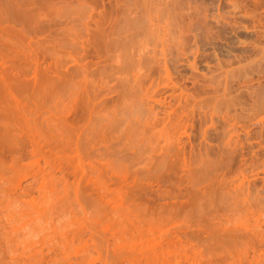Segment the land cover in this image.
<instances>
[{"label": "rangeland", "instance_id": "1", "mask_svg": "<svg viewBox=\"0 0 264 264\" xmlns=\"http://www.w3.org/2000/svg\"><path fill=\"white\" fill-rule=\"evenodd\" d=\"M76 37L77 40H74ZM133 76L138 77L137 80L134 81ZM168 79L173 80L174 85ZM0 86L8 88L7 91L12 94L10 97L14 96L19 103L26 106L28 104V107L31 105L33 108L29 107L30 110L36 106L32 113L41 110L43 116H40V112L35 113L39 114V119L45 115L48 117L47 113L54 107L51 108L53 100L48 107L47 97L52 99L53 95L50 93L57 92L58 96L64 94L63 98L72 91L73 95L77 93L76 97L71 94L77 98V108L84 103L81 100L90 101L88 105H94L103 116L101 119L105 126L103 124L102 129L107 130L103 132L108 137L102 133L108 139L104 138L108 141L106 146L110 151H107L108 154L105 151L102 155L115 153L110 158L115 159H112L114 165L117 163L116 168L112 169L113 164L107 158L110 162L108 167L114 172L111 174L108 170L110 168L104 163L107 156L100 163L96 160L102 155L95 156V160L91 159L93 164L97 162V167L105 164L100 170L107 167L105 171H108L101 175H106L102 181L100 175L99 180L96 177L98 172L95 167L96 171L90 167L86 170L90 175H87L86 182L83 181L89 182L85 186L87 197L92 195L89 192L94 193L97 188H101L104 194L102 203H105L102 204L101 213L97 210L100 213L97 215L90 210L95 211L92 207L87 211V207L80 209L74 205V224L65 226L57 234L58 237L55 236L54 243L42 242L39 235L35 238L33 236L32 240L35 242L36 239V242L32 246L28 244L25 245L26 248H21L24 254L20 255V260H16H19L18 263L14 259L16 264H32L34 259L33 264H60L61 262L53 261L54 254L60 255V258L76 257L73 255L75 248H79L74 252L76 255L82 253L83 256H89H84V261H75L74 264H264V244L259 245L255 242L258 241L256 238L246 236L248 220L252 221L256 215L261 224L264 222V209H259L264 204V0H0ZM35 86L44 89L38 90L39 87ZM32 87H35V92L38 90V94L42 91L43 96H46L49 92L51 96L48 94L43 101L39 97L42 95H38L42 100L40 102V99H34L37 97L34 92L31 95L30 91L34 89ZM43 90L46 91L45 95ZM81 94H88L89 99H86V95L83 98ZM78 95L82 98L79 96V99ZM42 102H47L45 104L50 108H45L49 111L46 114L42 110L44 107L41 105H45ZM182 121L184 123H180ZM165 126L168 127L166 131ZM158 129L161 131L160 141L159 138L153 140L155 135L151 134L158 133ZM166 132L171 135V141L164 139ZM150 135L152 144L159 141L158 145H152L153 149L147 142ZM157 135L159 134L156 137ZM110 143L117 147H111ZM40 147L42 150L39 149L36 156V152L26 153V157H23L25 160L19 162L20 166L25 165L17 171L19 174L16 172L14 179L26 175V180H22L23 185L28 180L32 182L33 175H39L38 169L44 167L54 173V170L57 172L58 168L65 165V159H58L56 152V155L52 153L43 142ZM164 147L166 151L169 149L167 154L171 155L166 154L167 164L159 169L156 168V158L160 151L163 153ZM146 154L149 155L146 157ZM182 156L186 160L180 159ZM170 161H176V168L173 165L169 171L170 168L166 165L171 166L173 162ZM28 169L34 172H27ZM248 180L252 181L250 187ZM28 188L25 190L26 194ZM34 188H29L35 190L34 193L30 191L33 194L30 195V200H34L36 204L42 201V197L36 198L38 193ZM81 190L82 187L80 192L83 191ZM248 190L254 195H249ZM30 192L28 190V194L23 195V201L25 198V201H29ZM250 196L254 199L258 197L257 201L261 197L260 205ZM87 197L83 199L88 200ZM247 200H253V204H257L254 206L258 207L251 208L250 203L247 205ZM23 201L20 203H25L22 204V210L26 211L27 217L25 213L24 216L22 214L24 218L17 219L16 221H21L16 222L15 227L23 225L26 219L28 230L31 222H35H30L32 215L38 213V207L42 204H38L35 210L31 201L28 204ZM2 204L5 203H1L0 209H3ZM247 206L253 213L256 212L253 217L248 213L250 210ZM27 211L32 215L28 216ZM113 211L119 214L116 215ZM257 211L260 212L257 214ZM260 213L263 214V219ZM49 214L51 213L48 216ZM57 215L55 214L54 220L56 222ZM52 218L55 219L54 216ZM20 225L17 228L21 229ZM263 226L261 225V229ZM254 229L260 232L258 224ZM6 251L2 254L4 257L0 254V260L7 261L4 264H15L13 259H7L10 257L6 256ZM130 255L134 259L129 258Z\"/></svg>", "mask_w": 264, "mask_h": 264}, {"label": "bare ground", "instance_id": "2", "mask_svg": "<svg viewBox=\"0 0 264 264\" xmlns=\"http://www.w3.org/2000/svg\"><path fill=\"white\" fill-rule=\"evenodd\" d=\"M170 1V0H169ZM86 2V1H85ZM170 5V4H169ZM138 10V9H137ZM144 10V9H143ZM93 12V11H92ZM100 13H98V15H99ZM141 14V13H140ZM162 15V14H161ZM122 18V17H121ZM153 18V17H152ZM149 19V18H148ZM153 20V19H152ZM156 20V19H155ZM106 21V20H105ZM129 21V20H128ZM148 21V20H147ZM150 21V20H149ZM159 21V20H158ZM112 22V21H111ZM114 22V21H113ZM112 22V23H113ZM103 23V22H102ZM115 23V22H114ZM153 23V22H152ZM156 23V22H155ZM155 23H153V24H155ZM73 24H75V23H73ZM81 24V23H80ZM86 24V23H85ZM164 24V23H163ZM102 25V24H101ZM100 25V26H101ZM106 25V24H105ZM86 26V25H85ZM104 26V25H103ZM114 26V25H113ZM87 27V26H86ZM110 27V26H109ZM179 27V26H178ZM88 28V27H87ZM98 28V27H97ZM89 29V28H88ZM113 29V28H112ZM146 29H148V28H146ZM169 29V28H168ZM76 30V29H75ZM80 30V29H79ZM83 30H84V28H83ZM95 30V29H94ZM131 30V29H130ZM77 31V30H76ZM75 31V32H76ZM97 31V30H96ZM108 31V30H107ZM114 31V30H113ZM141 31V30H140ZM154 31V30H153ZM163 31H164V29H163ZM173 31V30H172ZM79 32V31H78ZM77 32V33H78ZM86 32V31H85ZM109 32V31H108ZM142 32H143V30H142ZM146 32V31H145ZM166 32V31H165ZM112 33H114V32H112ZM148 33V32H147ZM146 33V34H147ZM150 33H151V31H150ZM153 33V32H152ZM155 33V32H154ZM86 34H88V33H86ZM176 34V33H175ZM114 35V34H113ZM117 35V34H116ZM137 35V34H136ZM149 35H151V34H149ZM161 35V34H160ZM174 35V34H173ZM143 36V35H142ZM146 36V35H145ZM152 36V35H151ZM170 36V35H169ZM168 36V37H169ZM74 37V36H73ZM78 37V36H77ZM77 37L76 38H73L74 40L76 39L77 40ZM119 37V36H118ZM147 37V36H146ZM107 38V37H106ZM111 38H113L112 36H111ZM138 38V37H137ZM160 38V37H159ZM143 39V38H142ZM145 39V38H144ZM177 39V38H176ZM72 40V39H71ZM121 40V39H120ZM127 40V39H126ZM151 40V39H150ZM170 40H172L171 38H170ZM108 41H109V38H108ZM124 41H125V39H124ZM176 41V40H175ZM105 42V41H104ZM112 42H113V40H112ZM160 42H161V40H160ZM132 43H134V42H132ZM159 43V42H158ZM176 43V42H175ZM177 43H178V41H177ZM108 44V43H107ZM116 44V43H115ZM118 44V43H117ZM147 44V43H146ZM167 44V43H166ZM73 45V44H72ZM141 45V44H140ZM170 45V44H169ZM111 46V45H110ZM121 46V45H120ZM74 47V46H73ZM134 47V46H133ZM146 47V46H145ZM158 47V46H157ZM162 47V46H161ZM77 48H78V45H77ZM164 48V47H163ZM179 48V47H178ZM114 49H115V47H114ZM117 49V48H116ZM139 49V48H138ZM155 49V48H154ZM154 49H153V51H154ZM123 50V49H122ZM156 50V49H155ZM71 51H72V49H71ZM131 51V50H130ZM151 51H152V49H151ZM161 52H162V50H161ZM164 52V51H163ZM79 53V52H78ZM111 53V52H110ZM117 53V52H116ZM121 53H122V51H121ZM140 53V52H139ZM138 53V54H139ZM147 53V52H146ZM132 54H133V52H132ZM70 55V54H69ZM130 55V54H129ZM156 55H157V53H156ZM161 55H162V53H161ZM86 56V55H85ZM121 56V55H120ZM141 56V55H140ZM152 56V55H151ZM155 56V55H154ZM74 57V56H73ZM145 57V56H144ZM83 58V57H82ZM100 58V57H99ZM102 58V57H101ZM106 58V57H105ZM134 58V57H133ZM138 58V57H137ZM158 58V57H157ZM161 58H162V56H161ZM113 59V58H112ZM139 59H140V57H139ZM144 59H146V57L144 58ZM164 59V58H163ZM98 60V59H97ZM110 60V59H109ZM116 60V59H115ZM136 60V63L138 62L137 61V59H135ZM143 60V59H142ZM159 60V59H158ZM99 61V60H98ZM122 61V60H121ZM126 61V60H125ZM132 61H133V59H132ZM120 62V61H119ZM164 62V61H163ZM75 63V62H74ZM85 63V62H84ZM100 63V62H99ZM112 63H114V62H112ZM123 63H124V61H123ZM133 63V62H132ZM134 63H135V61H134ZM135 63V64H136ZM144 63H147V62H144ZM154 63H156V62H154ZM158 63H160V62H158ZM116 64H117V62H116ZM126 64V63H125ZM128 64V63H127ZM134 64V65H135ZM138 64H139V62H138ZM161 64V63H160ZM81 65V64H80ZM86 65V64H85ZM84 65V66H85ZM97 65V64H96ZM119 65V64H118ZM137 65V64H136ZM158 65V64H157ZM167 65V64H166ZM90 66V65H89ZM128 66V65H127ZM139 66V65H138ZM145 66V65H144ZM155 66V65H154ZM159 66V65H158ZM83 67V66H82ZM86 67V66H85ZM130 67V66H129ZM148 67V66H147ZM152 67V66H151ZM156 67V66H155ZM165 67V66H164ZM94 68V67H93ZM116 68V67H115ZM119 68V67H118ZM140 68V67H139ZM168 68V67H167ZM82 69V68H81ZM84 69V68H83ZM95 69V68H94ZM112 70H113V68H111ZM144 69V68H143ZM162 69V68H161ZM90 70V69H89ZM98 70V69H97ZM149 70V69H148ZM160 70V69H159ZM166 70V69H165ZM168 70V69H167ZM88 71V70H87ZM110 71V70H109ZM145 71V70H144ZM161 71V70H160ZM125 72V71H124ZM137 72H139V69H137ZM86 73H89V72H86ZM104 73V72H103ZM119 73V72H118ZM141 73H142V71H141ZM166 73V72H165ZM131 74V73H130ZM133 74V73H132ZM90 75V74H89ZM128 75V74H127ZM134 75H137V74H134ZM139 75V74H138ZM143 75V74H142ZM166 75V74H165ZM168 75H169V73H168ZM103 76V75H102ZM118 76H119V74H118ZM132 76V75H131ZM75 77V76H74ZM105 77V76H104ZM121 77H122V75H121ZM134 77V81H135V79L137 80V78H135L136 76H133ZM146 76H144V78H145ZM166 77V76H165ZM85 78V77H84ZM112 78V77H111ZM125 78V77H124ZM131 78V77H130ZM105 79V78H104ZM109 79V78H108ZM123 79V78H122ZM127 79V78H126ZM141 79H143L142 77H141ZM141 79H139V80H141ZM170 79V78H169ZM168 79V80H169ZM101 80V79H100ZM128 80V79H127ZM126 80V82H128ZM133 80V79H132ZM138 80V81H139ZM144 81V80H143ZM149 81V80H148ZM170 81V80H169ZM173 81V80H172ZM172 81H170L171 82V85H174L173 83H172ZM125 82V81H124ZM133 82V81H132ZM141 82V81H140ZM168 82V81H167ZM99 83V82H98ZM134 83V82H133ZM132 83V84H133ZM153 83V82H152ZM72 84H74V83H72ZM72 84H71V86H72ZM79 85V84H78ZM90 85V84H89ZM112 85V84H111ZM122 85H123V83H122ZM126 85V84H125ZM128 85V84H127ZM143 85V84H142ZM168 85V84H167ZM170 85V84H169ZM87 86V85H86ZM99 86V85H98ZM116 86V85H115ZM135 86V85H134ZM147 86H148V84H147ZM35 87H37V86H35ZM35 87H32V88H34L32 91H30V93H31V95L33 94V92L35 93V95L34 96H37V97H33L34 99H40L39 97H41V98H43V101H44V97H45V99H46V97H47V95L49 94V92H47L48 94L46 95V96H43V94L41 93L42 91H39L40 92V94L43 96H39L38 97V95H40V94H38L37 92H38V90H42V89H44L43 87H42V89H40L41 87L40 86H38L39 87V89L37 90V92H35ZM37 87V88H38ZM70 87V86H69ZM119 87V86H118ZM126 87V86H125ZM131 87H133V86H131ZM131 87H130V89H131ZM137 87H139V85L137 86ZM145 87V86H144ZM173 87V86H172ZM36 88V89H37ZM88 88V87H87ZM128 88V87H127ZM140 88V87H139ZM148 88V87H147ZM151 88H153V87H151ZM8 89V88H7ZM7 89H4L3 87H1L0 86V206H1V203H5L4 205H3V209H0V254L2 255V254H4L5 253V250H7L6 252L8 253V254H10V255H8L7 253H6V256H9L10 258H7V259H13L12 260V262H14L15 264H16V260L20 257V255L21 254H24V253H22V249L21 248H26V246L25 245H28V244H30L31 246H32V244H34L35 242H36V239H35V242H34V240H32L33 239V236H34V238H35V236L37 237L38 235H39V237H40V239H42V242H48V243H54V241H56V238H55V236H57V234H59L60 232H61V230H64L63 228L65 227V226H68V225H71L72 223H73V221L75 222V216L76 215H74L75 214V212H73V211H76V210H74V208H75V206H79L80 207V209L83 207V208H86L87 209V211L89 210V208L90 207H92V208H94L95 209V211L93 210V209H90L91 211H93L94 213H101V211L103 210L102 209V204H104L105 203V201H104V203H102L103 202V198H102V192H101V188H97V189H95V191H94V193H91V192H89L90 194H92V195H89L88 197H87V193H88V191H87V193H85L86 191H85V186L87 187L88 185H87V183H89L88 181H87V183H84V182H86V180H88L87 178L88 177H90V175L87 173L88 171H86L87 169H88V167H90V168H93L94 169V167H95V169H97V178H98V176L100 175V179H101V181L103 180L102 178H104L105 176H101L102 174L104 175V171L106 170V168L108 167V166H110V165H108L110 162L112 163V159H113V161L115 160L113 157L112 158H110V156H111V154L112 153H109L110 155H106V156H104V155H102L103 153H105V151L107 152V151H110V149L108 150L107 148V146H106V144L108 143V139L107 138H105L106 136H107V133H104L105 131L107 132V130H106V128H105V130L104 129H102V125L103 126H105V123H103L102 122V119H101V117H103V116H101L100 115V113H99V111L98 110H96L95 109V107H94V105H88V102L89 103H91L90 101H88L87 102V100L86 101H84V100H81V102L83 101L84 103H82V105L80 106V108L78 107L77 108V103L75 102V101H77L76 99L77 98H74V97H76L77 95V93L75 94V95H73L72 94V92H70V91H68V92H70V95H69V93H68V95L70 96L69 98L66 96V97H64L63 98V95L64 94H60L61 92H59V90H58V92H59V94H60V96H58V94H57V92H56V94L55 93H50V94H53L52 96L49 94L48 96H51V98L52 99H50L49 97H47V102H49V104L47 103V102H42V103H47L48 104V107H49V105L51 104L50 103V101L51 100H53L54 101V105H51V110H55V111H51L50 110V108L48 109V107H47V105L45 104L44 106H43V104L41 105L42 106V108L44 107V109H42V108H40V109H42L43 111H45V113L44 114H46V112H49V111H46L47 109L48 110H50V112H52V114H50V112H49V114L47 113V115H49L48 117H46V115H45V117L44 118H41L40 117V119L38 118V115H36L37 113H39L40 112V114H41V110L40 111H36V112H34V113H32V111L35 109L36 110V106L34 107V109H29V107H31V105L28 107V104H27V106H26V104H21V103H19L16 99H14L13 97H10V96H12V94H11V92L8 90L7 91ZM64 89V88H63ZM89 89V88H88ZM98 89V88H97ZM130 89H127V90H130ZM146 89V88H145ZM170 89V88H169ZM175 89V88H174ZM11 90V89H10ZM45 90H46V88H45ZM76 90V89H75ZM86 90V89H85ZM84 90V91H85ZM138 90V89H137ZM148 90H150V89H148ZM171 90V89H170ZM48 91V90H47ZM88 91V90H87ZM87 91L85 92V93H87ZM91 91V90H90ZM122 91V90H121ZM176 91V90H175ZM174 91V92H175ZM180 91V90H179ZM45 92V93H44ZM64 92V91H63ZM66 92V91H65ZM103 92V91H102ZM114 92V91H113ZM117 92V91H116ZM123 92V91H122ZM121 92V93H122ZM152 92V91H151ZM171 92V91H170ZM13 93V92H12ZM37 93V94H36ZM43 93H44V95L46 94V91H44L43 90ZM75 93V92H74ZM93 93H94V90H93ZM101 93V92H100ZM117 93H119V92H117ZM120 93V94H121ZM130 92H128V94H129ZM141 93V92H140ZM149 93V92H148ZM154 93V92H153ZM173 93V92H172ZM55 94V95H54ZM74 96H72V95ZM102 94V93H101ZM125 94V93H124ZM123 94V95H124ZM127 94V95H128ZM137 94V93H136ZM144 94V93H143ZM147 94V93H146ZM152 94V93H151ZM182 94V93H181ZM14 95V94H13ZM62 95V96H61ZM82 96H83V94H81ZM81 95H78V97L79 96H81ZM86 96L88 95V94H85ZM83 96V98H85L86 96ZM95 95V94H94ZM119 95V94H118ZM138 95V94H137ZM178 95H179V92H178ZM33 96V95H32ZM82 96H81V98H82ZM93 96V95H92ZM136 96V95H135ZM146 96V95H145ZM189 96H192V95H189ZM132 97V96H131ZM141 97V96H140ZM155 97V96H154ZM96 98V97H95ZM138 98V97H137ZM49 99V100H48ZM79 99H80V97H79ZM86 99H89V97L87 96L86 97ZM132 99V98H131ZM130 99V100H131ZM146 99H147V97H146ZM153 99H155V98H153ZM161 99V98H160ZM94 100V99H93ZM123 100H125V99H123ZM127 100H129V99H127ZM136 100V99H135ZM191 100V99H190ZM40 102L42 101L41 99L39 100ZM133 101V100H132ZM140 101V100H139ZM144 101H145V99H144ZM184 101V100H183ZM202 101V100H201ZM39 102V103H40ZM78 102V101H77ZM80 102V103H81ZM129 102V101H128ZM161 102V101H160ZM160 102H157V103H160ZM163 102V101H162ZM179 102V101H178ZM187 102H189V101H187ZM186 102V103H187ZM37 103H38V101H37ZM38 103V104H39ZM53 103V102H52ZM97 103V102H96ZM100 103V102H99ZM120 103V102H119ZM124 103H127V102H124ZM138 103V102H137ZM184 103V102H183ZM33 104V103H32ZM38 104H34V105H37L38 106ZM93 104V103H92ZM98 104V103H97ZM129 104V103H128ZM192 104H193V102H192ZM40 105V104H39ZM125 105V104H124ZM133 105V104H132ZM189 105H190V103H189ZM20 106H22V107H20ZM24 106H26V107H24ZM120 106V105H119ZM137 106V105H136ZM193 106V105H192ZM47 107V108H46ZM116 107H118V106H116ZM124 107V106H123ZM122 107V108H123ZM133 107V106H132ZM27 108V109H26ZM31 108H33V107H31ZM45 108H46V110H45ZM110 108V107H109ZM114 108V107H113ZM122 108H120V109H122ZM129 108V107H128ZM144 108V107H143ZM171 108V107H170ZM182 108V107H181ZM119 109V110H120ZM126 109H127V107H126ZM140 109V108H139ZM186 109V108H185ZM207 109V108H206ZM34 110V111H35ZM123 110V109H122ZM125 110V109H124ZM131 110V109H130ZM134 110V109H133ZM169 110V109H168ZM139 112H140V110H138ZM174 111H175V109H174ZM190 111V110H189ZM105 112V111H104ZM107 112V111H106ZM105 112V113H106ZM127 112V111H126ZM170 112V111H169ZM172 112H173V110H172ZM183 112V111H182ZM215 112V111H214ZM36 113V114H35ZM102 113V112H101ZM108 113V112H107ZM128 113H129V111H128ZM217 113V112H216ZM32 114H34V115H32ZM103 114V113H102ZM112 114H114V113H112ZM120 114V113H119ZM171 114V113H170ZM173 114H174V112H173ZM175 114H176V111H175ZM98 115V116H97ZM202 115V114H201ZM206 115V114H205ZM40 116H43V114H41ZM106 116V115H105ZM113 116V115H112ZM130 116H131V113H130ZM134 116V115H133ZM132 116V117H133ZM168 116V115H167ZM171 116V115H170ZM174 116V115H173ZM136 117V116H135ZM190 117V116H189ZM225 117V116H224ZM175 118V117H174ZM180 118V117H179ZM103 119H105V117L103 118ZM117 119V118H116ZM128 120H129V118H127ZM136 119V118H135ZM170 119V118H169ZM190 119V118H189ZM210 119V118H209ZM226 119V118H225ZM172 120V119H171ZM112 121H114V120H112ZM139 121V120H138ZM146 121V120H145ZM159 121V120H158ZM173 122H174V120H172ZM179 121V120H178ZM226 121V120H225ZM130 122V121H129ZM128 122V123H129ZM135 122V121H134ZM133 122V123H134ZM110 123V122H109ZM108 122H107V124H109ZM112 123V122H111ZM123 123V122H122ZM132 123V122H131ZM147 123H148V121H147ZM180 123H184L183 121L182 122H180ZM107 124H106V126H107ZM113 125H114V123H112ZM111 124V125H112ZM136 124V123H135ZM145 124V123H144ZM173 124V123H172ZM159 125V124H158ZM186 125V124H185ZM125 127L126 126H130V125H124ZM136 126H138V125H136ZM141 126H142V124H141ZM172 126V125H171ZM181 126V125H180ZM183 126V125H182ZM111 127V126H110ZM112 127H114V126H112ZM117 127V126H116ZM131 127H132V125H131ZM138 127H140V125L138 126ZM160 127V126H159ZM158 127V128H159ZM163 127V126H162ZM187 126H185V128H186ZM104 128V127H103ZM109 128V127H108ZM123 128V127H122ZM145 128V127H144ZM153 128V127H152ZM156 128V127H155ZM168 128V127H167ZM166 126H165V131H166ZM177 128V127H176ZM185 128H184V130H185ZM115 129V128H114ZM149 129V128H148ZM187 129V128H186ZM103 130H104V132H103ZM125 131H126V129H124ZM154 130V129H153ZM159 131H160V129H158ZM156 131V132H158V133H151L152 135H155V139H153V140H156V138L158 139L159 138V141H160V134H161V131L163 130V128L161 129V131H160V133H159V131ZM168 130V129H167ZM175 130V129H174ZM109 131V130H108ZM128 131V130H127ZM131 130H129V132H130ZM147 131V130H146ZM164 131V132H165ZM177 131V130H176ZM175 131V132H176ZM179 131V130H178ZM182 131H183V128H182ZM106 135H104L103 133ZM117 132V131H116ZM128 132V133H129ZM140 132V131H139ZM145 132V131H144ZM150 132V131H149ZM187 132V131H186ZM109 133V132H108ZM148 133V132H147ZM169 133H170V131H169ZM131 134V133H130ZM150 134V133H149ZM148 134V135H149ZM156 134H159V135H157V137H156ZM226 134V133H225ZM152 135H150L149 136V138L147 139V137H146V139H147V142L150 144H147V145H149L150 147H151V149H153V147H152V145L154 146V145H156L157 144V141L155 142L156 144H152V138H151V136ZM121 136V135H120ZM119 136V137H120ZM126 136V135H125ZM128 136V135H127ZM126 136V137H127ZM171 135H169L167 132H166V134L163 136L164 137V139L166 138V140H170V137ZM173 136V135H172ZM229 136H231V135H229ZM108 137V136H107ZM125 137V138H126ZM129 137V136H128ZM141 137V136H140ZM177 137V136H176ZM188 137V136H187ZM107 139V140H105V139ZM141 138H143V137H141ZM145 138V137H144ZM186 138V137H185ZM224 138V137H223ZM116 139H117V137H116ZM115 139V140H116ZM138 139V138H137ZM162 139V138H161ZM164 139H163V141H164ZM178 139V138H177ZM127 140V139H126ZM131 140V139H130ZM129 140V141H130ZM132 140H133V138H132ZM145 140V139H144ZM166 140H165V142H166ZM227 140H228V137H227ZM227 140H226V142H227ZM45 144V147H47L50 151H52V153H54V152H56V154L58 155L57 157H59L58 159H61V160H63V159H65V161H64V163H65V165L63 166V167H61V168H58L59 170H57V172H56V170H54L55 172L54 173H50V170L48 171V170H46V169H44V167H43V165H42V167H43V169H38L37 170V172L39 171V175L37 176V175H33V179H32V182H29V180L28 181H26V183H24L25 185H23L22 184V180L24 181V180H26V179H24V177L26 176V175H23V177L22 176H20V177H22V178H19V177H17V179L15 180L14 179V176H15V174H16V172L20 169V167H21V169H22V167L25 165V163L22 165V166H20L19 165V162H20V160H22V159H24L23 157L25 156V154L26 153H28V154H30V153H35V156H36V154H38L39 152V149L40 150H42L41 148L42 147H40V146H42V142ZM107 141V142H106ZM158 141V142H159ZM171 141V140H170ZM169 141V142H170ZM177 141V140H176ZM182 141V140H181ZM225 141V140H224ZM119 142V141H118ZM183 142V141H182ZM114 143V142H113ZM119 143H121V142H119ZM123 143V142H122ZM125 143H126V141H125ZM124 143V144H125ZM127 143H129V142H127ZM175 143V142H174ZM111 145H112V143H110ZM123 144V145H124ZM137 144V143H136ZM144 144V143H143ZM115 147H117V145H115V144H113ZM113 145L111 146V147H113ZM122 145V146H123ZM146 145V144H145ZM158 145V144H157ZM162 144H160V146H161ZM224 145V144H223ZM141 146V145H140ZM148 146V147H149ZM168 146V145H167ZM178 146H180V145H178ZM44 147V146H43ZM110 147V148H111ZM135 147V146H134ZM147 147V146H146ZM162 147V146H161ZM160 147V148H161ZM173 147H174V144H173ZM128 148H130V147H128ZM137 148V147H136ZM165 148V147H164ZM169 147H167V149H168ZM182 148V147H181ZM226 148V147H225ZM48 149H47V152H49L48 151ZM142 149V148H141ZM156 149V148H155ZM154 149V150H155ZM178 149V148H177ZM127 150V149H126ZM130 150V149H129ZM148 150H150L149 148H148ZM169 150V149H168ZM168 150L166 151V148L165 149H163V153L161 154V151H160V153H159V151H158V153H159V155H158V158H156V162H158V166H157V163H156V168H158L159 167V169H163L162 167L164 166V164H167V161L168 160H166L167 159V157H166V154L167 153H169L168 152ZM171 150V149H170ZM181 150V149H180ZM113 151V150H112ZM137 151V150H136ZM205 151V150H204ZM45 152V151H44ZM129 152V151H128ZM140 152V151H139ZM144 152V151H143ZM171 152V151H170ZM50 153V152H49ZM114 153V152H113ZM137 153V152H136ZM145 153V152H144ZM153 153V152H152ZM154 153H156V152H154ZM153 153V154H154ZM179 154L181 153V152H178ZM51 154V153H50ZM55 154V153H54ZM55 154V155H56ZM106 154H108V152L106 153ZM115 154V153H114ZM114 154H112V155H114ZM153 154H151V155H153ZM173 154H175V153H173ZM178 154V155H179ZM53 155V154H52ZM98 155V156H97ZM102 155V156H101ZM116 155V154H115ZM143 155V154H142ZM147 155H149V154H146V157H147ZM156 155V154H155ZM168 155V154H167ZM171 154H169L168 156H170ZM176 155V154H175ZM201 155V154H200ZM205 155V154H204ZM207 155V154H206ZM99 157V156H101V157H99V159H101V160H99V159H97V158H95V159H97L96 161L98 162V163H100V162H103L102 161V159H104V157H106V160H107V158L109 159V161L107 160V161H104V163H106V168H105V170H100L101 168H102V166H104L105 164H103V165H101V167H97L98 166V164H97V166H95L96 165V161H95V164H93V162H91V159H94V157ZM154 156V155H153ZM174 156V155H173ZM26 157V156H25ZM53 157H55V156H53ZM103 157V158H102ZM136 157V156H135ZM138 157H140V154H139V156ZM174 157H177V156H174ZM200 157V156H199ZM32 158V157H31ZM36 158H39V157H36ZM56 158V157H55ZM115 158H117V157H115ZM123 158V157H122ZM184 159L185 158V155H184V158H183V156L182 157H180V159ZM57 159V158H56ZM58 159H57V161H58ZM94 159V160H95ZM142 159V158H141ZM140 159V160H141ZM155 159V158H154ZM169 160H170V158H168ZM178 159V158H177ZM25 160V159H24ZM29 160H30V158H29ZM99 160V161H98ZM166 160V161H165ZM184 160H186V159H184ZM200 160V159H199ZM209 160V159H208ZM60 161V160H59ZM93 161V160H92ZM117 161V160H116ZM139 161V160H138ZM151 161L153 162V160L151 159ZM183 161V160H182ZM211 161V160H210ZM9 162V163H8ZM31 162H33L32 160H31ZM31 162H28V164H30ZM35 162V161H34ZM61 162H63V161H61ZM61 162H60V164H61ZM109 162V163H108ZM130 162V161H129ZM137 162V161H136ZM171 162V161H170ZM173 162V161H172ZM171 162V163H172ZM174 162H176V161H174ZM173 162V163H174ZM186 162V161H185ZM193 162V161H192ZM8 163V164H7ZM27 163V162H26ZM38 163H39V161H38ZM48 163V162H47ZM63 163V164H64ZM114 163H116V162H114ZM139 163V162H138ZM172 163V165L170 166V165H166V166H168L170 169H169V171L170 170H172L171 168H172V166L173 167H175V163L173 164ZM184 163V162H183ZM182 163V164H183ZM49 164V163H48ZM47 164V165H48ZM53 164V163H52ZM60 164H59V166H60ZM62 164V165H63ZM113 164V163H112ZM152 164V163H151ZM204 164V163H203ZM263 164V163H262ZM262 164H260V165H262ZM31 165H32V163H31ZM54 165V164H53ZM52 165V166H53ZM115 165H117V163L115 164ZM114 164L112 165V169H115L116 168V166H115ZM202 165V164H201ZM200 165V166H201ZM253 165V164H252ZM33 166V165H32ZM115 166V167H114ZM161 166V167H160ZM165 166V167H166ZM258 166V165H257ZM264 166V165H263ZM25 167H27V166H25ZM29 167V166H28ZM38 167V166H37ZM50 167V166H49ZM105 167V166H104ZM167 167V168H168ZM178 167V166H177ZM184 167V166H183ZM205 167H206V165H205ZM261 167V166H260ZM108 168H110L111 169V167H108ZM150 168V167H149ZM176 168V167H175ZM193 168V167H192ZM202 168H203V165H202ZM50 169H52V168H50ZM57 169V168H56ZM94 169V170H95ZM108 169L109 171H110V173L112 174V172H113V170L111 169ZM189 169V168H188ZM205 169V168H204ZM24 170H25V168H24ZM107 170V171H108ZM151 170V169H150ZM176 170V169H175ZM175 170H173V172L175 171ZM196 170H199V169H196ZM213 170V169H212ZM253 170V169H252ZM30 171V169H28V171L27 172H29ZM96 171V170H95ZM107 171H105V172H107ZM115 171V170H114ZM178 171V170H177ZM256 171H258V170H256ZM255 171V172H256ZM263 171V170H262ZM25 172V171H24ZM23 172V173H24ZM31 172V171H30ZM34 172V171H33ZM33 172H31V173H33ZM159 172V171H158ZM202 172V171H201ZM31 173H30V175H31ZM90 173V172H89ZM94 173H96V172H94ZM109 173V174H110ZM170 173V172H169ZM196 173V172H195ZM17 174H19L18 172H17ZM21 174V173H20ZM26 174V173H25ZM34 174H36V171H35V173ZM38 174V173H37ZM93 174V173H92ZM113 174H114V172H113ZM194 174V173H193ZM200 174V173H199ZM204 174V173H203ZM254 174V176H255V173H253ZM252 174V175H253ZM87 175H89L88 177H87ZM96 175V174H95ZM171 175V174H170ZM258 175V174H257ZM18 176V175H17ZM27 176H29V175H27ZM113 176V175H112ZM176 176V175H175ZM195 176V175H194ZM207 176V175H206ZM251 176V175H250ZM39 177V178H38ZM162 177H164V176H162ZM198 177V176H197ZM252 177V176H251ZM259 177V176H258ZM15 178H16V176H15ZM26 178V177H25ZM107 178V177H106ZM174 178V177H173ZM177 178H179V177H177ZM184 178V177H183ZM186 178H187V175H186ZM207 178V177H206ZM90 179V178H89ZM94 179H96V178H94ZM163 179V178H162ZM180 179V178H179ZM91 180V179H90ZM98 180H99V178H98ZM190 180H192V179H190ZM194 180V179H193ZM203 180V179H202ZM207 180V179H206ZM205 180V181H206ZM250 180V179H249ZM248 180V181H249ZM262 180V179H261ZM84 181V182H83ZM199 181V180H198ZM204 181V180H203ZM202 181V182H203ZM90 182H92V181H90ZM93 182H94V180H93ZM92 182V183H93ZM99 182V181H98ZM251 182L252 181H249V187L250 186H252V184H251ZM260 182V181H259ZM34 183V184H33ZM82 183H84V185L82 184ZM100 183V182H99ZM99 183H98V185H99ZM201 183V182H200ZM248 183V182H247ZM255 183V182H254ZM93 185V184H92ZM97 185V184H96ZM102 185V184H101ZM254 185V184H253ZM32 186V188L33 187H35L34 189H36V192L38 193V196L36 197V198H38V197H42V201L41 202H36V204L34 203V200L32 201V200H30L31 199V197H30V195H33L32 193H34V191L32 190H30L29 188ZM258 186V185H257ZM263 186V185H262ZM261 186V187H262ZM27 187H29L28 188V190H29V192L31 193H29V195H28V197H30L29 198V201H31L32 202V205H34V207H35V210L37 209L36 207H38L40 204H42L41 206L43 207V204H44V207L42 208L41 206H39L38 208H40V209H38V213L34 210V209H31V211L33 210V212L35 213H37V214H35L36 215V217H35V215H32V214H29V212H28V216L29 215H32V217H31V220H30V222L33 220V221H35V222H31L32 223V225H30L29 223H27L28 225H30V226H28V230H27V227H26V219H24V223H23V225L26 227V229H25V227H23L22 228V226L23 225H20L21 226V229H20V227L19 228H17L19 225L18 224H16V225H18V226H16L15 227V223L16 222H18V221H21V220H18V221H16L17 219H19L20 217H23L24 216V213H25V217H27V214H26V211H24L23 212V210H22V204L20 203L21 201H23V199H22V197H23V195H25L26 194V192H25V190H26V188ZM81 187H82V190L84 191H82V192H80V189H81ZM92 187V186H91ZM94 188H96L95 186H93ZM98 187H101V186H98ZM84 188V189H83ZM94 188H92V191H93V189ZM88 189V188H87ZM90 189V188H89ZM101 189V190H100ZM28 190H27V194H28ZM257 190H259V189H257ZM256 190V191H257ZM249 191V190H248ZM260 191H262V190H260ZM259 191V192H260ZM255 192V191H254ZM263 192V191H262ZM249 195H251L252 194V191L250 190L249 192ZM258 192H256L255 194H257ZM26 194V195H27ZM87 197V199L88 200H84L83 198L85 197L84 195ZM94 194V195H93ZM262 194V193H261ZM104 195V194H103ZM252 195H254V193L252 194ZM257 195H260V193L259 194H257ZM261 196V195H260ZM259 196V197H260ZM25 197V196H24ZM252 196H250V198H251ZM32 198H33V196H32ZM36 198H34V199H36ZM234 198V197H233ZM258 198V197H257ZM257 198L255 197V199H254V197H252L251 199H254V201L255 202H257V203H259V205H260V202H261V197H260V201L258 200L257 201ZM263 199H264V197H262ZM22 199V200H21ZM25 199H27V198H25ZM25 199H24V201L23 202H27V201H25ZM86 199V198H85ZM263 199H262V201H263ZM248 200H249V198H248ZM248 200H247V205L249 204V206L251 207V208H253L254 209V207H258V206H254L255 204H253V202L252 201H250V202H248ZM27 202V204L28 203H31V202ZM43 202V203H42ZM252 202V203H251ZM88 203V204H87ZM25 204V203H24ZM23 204V205H24ZM26 204V205H27ZM39 204V205H38ZM90 204V205H89ZM236 204V203H235ZM253 204V205H252ZM30 205V204H29ZM36 205V206H35ZM75 205V206H74ZM88 205H89V207H88ZM257 205V204H256ZM28 206V205H27ZM261 206H263V207H261V208H259L260 209V211H261V209H264V204L263 205H261ZM29 207V206H28ZM31 208H32V206H30ZM74 207V208H73ZM248 207V206H247ZM250 207H248V210H250L248 213L253 217L255 214H256V212L255 213H253V211H252V209L250 208ZM2 208V207H1ZM78 208V207H77ZM105 208V207H104ZM247 209V208H246ZM26 210V209H25ZM51 210L53 211V212H51ZM55 210V211H54ZM85 210V209H84ZM99 212H98V211ZM30 211V212H31ZM77 211H79V210H77ZM97 211V212H96ZM116 211H118V210H116ZM116 211L114 212L116 215L117 214H119V213H116ZM259 211V212H260ZM23 212V213H22ZM32 212V213H33ZM51 213V214H49V216H48V213ZM54 212H56V213H54ZM80 212V211H79ZM84 212V211H83ZM258 211H257V214L259 213ZM52 213H54V214H52ZM91 213V212H90ZM99 213V214H100ZM22 214H23V216H22ZM55 214L58 216V220H57V222L56 221H54V220H56V218H55ZM96 214H95V216H96ZM127 214V213H126ZM254 214V215H253ZM261 214V213H260ZM264 214V213H263ZM263 214H261L260 215V217L262 218V215ZM52 215V216H51ZM67 215L69 216V217H67ZM98 215V214H97ZM125 215V214H124ZM123 215V216H124ZM128 215V214H127ZM33 216L35 217L34 219H33ZM54 216V218L55 219H53L52 217ZM79 216V215H78ZM77 216V217H78ZM114 216V215H113ZM251 216H249V217H251ZM98 217V216H97ZM99 217H101V215H99ZM98 217V218H99ZM251 217V218H252ZM255 218H252V221L251 220H248L247 221V223L246 224H248L247 225V235L246 236H248L247 238H249V236L250 237H253V238H256L258 241H255L256 243L258 242L259 243V245H260V243L261 244H264V226H263V228L261 229V225H264V222H263V224H261L262 222L259 220V219H257L256 217V215L254 216ZM24 218V217H23ZM96 218V217H95ZM94 218V219H95ZM97 218V219H98ZM250 218V219H251ZM259 218V217H258ZM264 218V217H263ZM262 218V219H263ZM21 219V218H20ZM29 219H30V217H29ZM29 219H27V222H28V220ZM122 219H124V218H122ZM130 219V218H129ZM249 219V218H248ZM23 220V219H22ZM80 220H82V219H80ZM125 220V219H124ZM126 220H127V218H126ZM256 220V221H255ZM264 220V219H263ZM95 221V220H94ZM23 222V221H22ZM77 222V221H76ZM255 222H257V223H255ZM19 223V222H18ZM33 223H35V224H33ZM96 223V222H95ZM74 224V223H73ZM99 224V223H98ZM258 224V226L260 227V232H258L257 230L255 231V226ZM79 225V224H78ZM76 227H77V225H76ZM246 228V227H245ZM23 229V230H22ZM243 230H244V228H242ZM24 230H27V231H25V232H23ZM78 230H80V228H78ZM98 230V229H97ZM66 231V230H65ZM83 231H84V229H83ZM63 232V231H62ZM101 232V231H100ZM242 232V231H241ZM65 233V232H64ZM81 233V232H80ZM244 233V232H243ZM242 233V234H243ZM71 234V233H70ZM241 234V235H242ZM81 235V234H80ZM77 236V235H76ZM78 236H79V234H78ZM102 236V235H101ZM245 236V237H246ZM38 237V238H39ZM42 237V238H41ZM58 237V236H57ZM75 237V236H74ZM98 237V236H97ZM243 237V236H242ZM63 238V237H62ZM66 238V237H65ZM247 238H245L246 240H247ZM71 239V238H70ZM77 239V238H76ZM84 240V239H83ZM83 240H82V242H83ZM244 240V239H243ZM249 240V239H248ZM253 240V239H252ZM57 241H59V240H57ZM62 241V240H61ZM93 241H95V240H93ZM72 242H73V239H72ZM101 242V241H100ZM246 242V241H245ZM250 242H251V239H250ZM254 241H253V244L255 243ZM102 243V242H101ZM252 243V242H251ZM44 244H46V243H44ZM25 246V247H20V246ZM82 245V244H81ZM81 245H80V247H81ZM87 245V244H86ZM103 245V244H102ZM20 249H19V248ZM74 247V246H73ZM89 246L87 245V248H88ZM47 248V247H46ZM63 248H65V247H63ZM93 248V247H92ZM103 248V247H102ZM28 249V248H27ZM32 249V248H31ZM34 249V248H33ZM77 249H79V248H77ZM76 248H75V250H74V252H76V250H77ZM81 249V248H80ZM85 249V248H84ZM96 249H98V248H96ZM103 249H105V248H103ZM149 249V248H148ZM236 249V248H235ZM61 250V249H60ZM70 250V249H69ZM102 250V249H101ZM133 250V249H132ZM26 251V250H25ZM86 251V250H85ZM148 251V250H147ZM3 252V253H2ZM28 252V251H27ZM66 252V251H65ZM73 252V255L74 256H76V257H71V256H69V257H64V256H61V258L60 257H58V256H60V255H57L56 256V254H54V257L52 258L53 259V261L55 260V261H57V262H64V263H69V264H74V262L76 261H84V256H89V254H87V255H85L84 254V256H83V254L81 253L80 255H76V253H74ZM89 252V251H88ZM113 252V251H112ZM116 252V251H115ZM133 252H134V250H133ZM229 252V251H228ZM15 253H16V255H15ZM29 253V252H28ZM31 253H32V251H31ZM61 253H63L62 251H61ZM60 253V254H61ZM87 253V252H86ZM131 253V252H130ZM102 254V253H101ZM115 254V253H114ZM132 254V253H131ZM236 254V253H235ZM33 255V254H32ZM35 255V254H34ZM43 255V254H42ZM53 255V254H52ZM72 255V256H73ZM93 255V254H92ZM98 255V254H97ZM230 255H231V251H230ZM3 257L5 256V255H2ZM90 256H91V254H90ZM130 256H132V257H130ZM129 256V258H133V255H130ZM234 256V255H233ZM1 257V256H0ZM2 257V258H3ZM26 257V256H25ZM30 257V256H29ZM71 257V258H70ZM85 257V258H86ZM99 257H101V256H99ZM6 258V257H5ZM27 258V257H26ZM34 258V257H33ZM37 258V257H36ZM51 257L49 256V260H50V262H51V259H50ZM14 259H15V261H14ZM25 259V258H24ZM32 259V258H31ZM42 259V258H41ZM89 259H91V258H89ZM102 259H104V258H102ZM134 259V258H133ZM2 260V261H1ZM0 261H1V263L2 264H4V263H6L5 262V260L4 259H1ZM4 260V261H3ZM19 260H20V258H19ZM19 260H18V262H19ZM35 260L36 259H34V261H33V263L35 262ZM93 261H94V259H92ZM107 260H108V258H107ZM111 260V259H110ZM114 260V259H113ZM122 260V259H121ZM28 261V260H27ZM40 261V260H39ZM48 261V260H47ZM87 261V260H86ZM93 261H90V262H93ZM96 261V260H95ZM100 261V260H99ZM17 262V263H18ZM103 262H105V261H103ZM103 262H101V263H103ZM109 262V261H108ZM108 262H106V263H108ZM32 263V264H33ZM60 263V264H61ZM64 263H62V264H64ZM89 263V262H88ZM52 264V263H51ZM112 264V263H111ZM115 264V263H114Z\"/></svg>", "mask_w": 264, "mask_h": 264}]
</instances>
